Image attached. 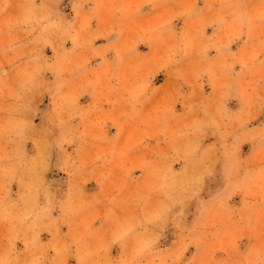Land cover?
<instances>
[{"label": "clouds", "instance_id": "clouds-1", "mask_svg": "<svg viewBox=\"0 0 264 264\" xmlns=\"http://www.w3.org/2000/svg\"><path fill=\"white\" fill-rule=\"evenodd\" d=\"M0 264H264V0H0Z\"/></svg>", "mask_w": 264, "mask_h": 264}, {"label": "rangeland", "instance_id": "rangeland-1", "mask_svg": "<svg viewBox=\"0 0 264 264\" xmlns=\"http://www.w3.org/2000/svg\"><path fill=\"white\" fill-rule=\"evenodd\" d=\"M47 101H45V105H46Z\"/></svg>", "mask_w": 264, "mask_h": 264}]
</instances>
